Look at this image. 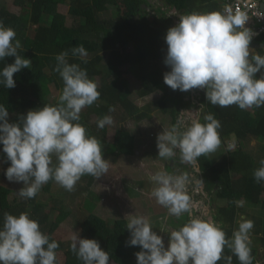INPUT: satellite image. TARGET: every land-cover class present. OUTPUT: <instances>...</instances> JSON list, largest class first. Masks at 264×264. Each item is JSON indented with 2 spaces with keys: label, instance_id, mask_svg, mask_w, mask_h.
I'll return each instance as SVG.
<instances>
[{
  "label": "clouds",
  "instance_id": "clouds-1",
  "mask_svg": "<svg viewBox=\"0 0 264 264\" xmlns=\"http://www.w3.org/2000/svg\"><path fill=\"white\" fill-rule=\"evenodd\" d=\"M223 6L222 12L173 13L179 16V22L168 28L164 37V63L170 68L164 73V83L182 92L206 90V100L221 108L234 104L242 110L264 106V55L251 49L253 34L245 27L248 18L239 11L233 13L225 3ZM15 37L11 27L0 23V60L15 58L0 71V84L9 89L15 87V73L31 68V60L18 52L22 45ZM72 55L84 58L87 52L79 45L72 49ZM67 56V52L56 56L55 71L64 83L57 105L31 109L15 123L9 122L7 108L0 105V143L11 162L5 175L10 182H23L18 194L25 199L34 198L49 180L72 191L85 174L99 179L109 169L100 142L79 123L82 109L99 99L98 85L86 70L69 63ZM256 73H261L259 78ZM186 111H180L177 123L157 135L158 157H179L190 171L192 168L199 172L198 158L215 152L221 144V124L211 113L204 116V123L196 117L185 119ZM113 123L112 116L105 115L97 126L102 129ZM233 147L229 145V150ZM259 164L253 173L257 182L264 180V159ZM149 178L157 185L151 193L157 203L169 215L179 218L187 213L189 219L178 229L160 227L169 234L166 247L146 216L126 214L130 231L126 243L141 247L135 253L137 264H218L222 258L232 264L231 255L223 256L225 247L240 264H252L249 232L253 221L241 217L238 228L227 238L221 224L196 214L201 202L188 192L192 181L187 172L160 170ZM203 183V179L195 180L193 192L198 193ZM235 203L241 206L242 201ZM49 239L28 213L16 216L6 212L0 230V264H56L59 244ZM70 247L83 264H109L108 252L95 239L81 238L77 233L72 236Z\"/></svg>",
  "mask_w": 264,
  "mask_h": 264
},
{
  "label": "trees",
  "instance_id": "trees-1",
  "mask_svg": "<svg viewBox=\"0 0 264 264\" xmlns=\"http://www.w3.org/2000/svg\"><path fill=\"white\" fill-rule=\"evenodd\" d=\"M126 1L128 19L122 22L120 18L104 16L112 6L117 5V0H70L68 15L72 17V22L69 24L67 15L58 11L59 5L65 0H13L15 6L28 9L27 14L10 12L4 1L0 0V23L15 31V39L22 45L18 52L24 58L31 60V68H23L14 74V88H5L0 84V105L7 108L10 123L18 122L19 116L26 115L31 109L44 105H57L58 101H51L48 98L49 85L53 84L57 89H63V80L55 71L56 56L67 52L69 63L78 64L81 69L86 70L88 77L93 81L96 77L100 78V86L97 89L100 97L86 107L90 114L85 117L80 116L79 123L85 127L87 134L95 136L101 145L110 146L104 158L107 162L116 163L118 158L134 156L137 152L136 137L124 123L134 121L135 124H139L138 122L143 118H151L150 110H141L131 99V88L125 73L131 68H136L135 76L143 83L140 96L161 93L155 105L168 117L170 128L177 123L182 110L199 112L198 119L202 123L205 122L204 116L211 113L221 124L218 129L221 139L219 148L224 147L228 142L238 145L233 151L227 150L225 146V154L216 163L211 162L210 157L215 153L213 152L199 157L196 164L199 169V175L196 177L203 179L204 192L209 195L210 203L214 204L218 200L226 202L224 208L216 209L212 219L221 224L226 237L231 238L236 227L237 215L241 212L236 201L258 207L264 212V180L257 182L253 175L254 170L260 167L259 161L264 159V147L255 159L243 151L245 143L250 139L264 143V106H253L250 110H242L234 104L221 108L208 102L205 96L206 90L201 89H194L192 98H195V102L192 103L189 101L191 96L183 95L182 91L173 90L164 83V73L170 71V68L159 64L167 53L164 39L167 29L179 22V16L173 15L174 9L177 14H188L193 11L222 12L224 3L222 0H155L154 5L149 0ZM89 18L93 22L87 21ZM88 39L93 40L92 42L96 41L99 48L90 52L92 54L88 55L89 57L72 56V49ZM251 44L264 46V35L253 40ZM105 47L109 49V55L102 67L104 57L100 48ZM130 47L132 50H128ZM256 52L264 55V49H256ZM14 59V57H6L0 60V71L7 64L13 63ZM260 75L261 73H256V78ZM153 106L151 104V109L155 108ZM110 108L114 111H109ZM92 113L97 115L94 123L90 122ZM105 115H110L112 118L115 116L113 121L119 125L112 142L108 141L110 125L102 129L97 126V122ZM188 117L189 115L184 113V118ZM152 138H155L154 135ZM0 156L4 158L2 164L10 166L11 162L7 161L6 154L1 153ZM52 158L53 162H57L55 156ZM176 159L180 161L179 157ZM167 170L171 172L170 166ZM191 172L194 174L192 168ZM95 179L96 177L87 174L82 176L75 185L76 194L89 192ZM54 182L49 180L41 187L42 191L50 193ZM11 193L9 187H0V230L3 229L6 212L16 216L26 212L31 219L39 223L40 230L49 236V242L55 240L59 244L55 253L59 250L64 252L65 261L60 263L56 256V264H83V261L71 251L70 241L62 242L54 239L52 234L58 225L56 223L48 225L49 216L37 204V195L28 200L10 202ZM59 202L58 199L55 200L53 209L64 213L57 205ZM188 219V214L184 213L181 222L180 220L173 222L172 228H180ZM126 225L125 219H117L109 223L98 215L89 214L81 219L80 237L97 240L101 248L108 252L109 262L137 264L135 253L141 251V247L126 243L130 239V231ZM260 232L259 242L264 246V220ZM250 247L252 264H255L257 248ZM230 255L232 264H240L238 258L225 247L223 256ZM218 264H226V261L222 258Z\"/></svg>",
  "mask_w": 264,
  "mask_h": 264
},
{
  "label": "rangeland",
  "instance_id": "rangeland-1",
  "mask_svg": "<svg viewBox=\"0 0 264 264\" xmlns=\"http://www.w3.org/2000/svg\"><path fill=\"white\" fill-rule=\"evenodd\" d=\"M3 1L6 8L12 13H29L28 9H21L20 7L15 6L13 4V0ZM69 4L70 0H65L63 4L59 5L58 11L64 15H67L68 22L71 24L72 17L68 15ZM127 6L128 3L126 0H117V5L112 6L110 10L104 14V16L120 18L122 22H125L128 19ZM87 21L93 22L91 18L87 19ZM92 41L88 39V41H84L81 44L84 46L87 52V57L92 54L90 52L99 48V45L96 43V41ZM102 49L103 48H100L104 59L101 65L104 67L109 55V49L106 47L103 50ZM128 50H132L131 47ZM164 58L159 61V64L162 67H168L164 63ZM135 69L136 68H131L125 73V78L131 88V99L135 101L141 110H150L149 113L151 115V118H143L142 121L138 122L139 124H135L134 121H126L124 123V125H126L136 137L135 139L138 143L136 154L130 157L122 156L118 158L116 163L108 162V172L102 175L99 179H95L89 192L84 191L82 193L78 192L76 194L77 190H75V188L72 191H68L58 183L54 182L50 193L42 191V188L37 193V204L40 205L43 208V212L49 216L48 225L51 223H56L58 225L57 229L52 234L54 239L58 241L71 242L73 235L78 233L80 236V222L82 217L86 215H98L109 223H113L117 219H125L127 221L125 218L126 214H135L146 216L149 219L153 230L163 237L165 246L167 247L168 245L169 234L162 232L160 227L163 225L166 230L172 229L171 224L173 223L175 216L169 215L168 210L158 204L155 197L151 195L153 189L157 185L151 181L149 177L150 174H155L160 170H165L168 172V163H165L167 161L165 159L162 160L156 157L158 156L156 144L157 135L162 132L164 128H170L168 125L169 119L162 111L158 110L155 105V102L159 99V97H161V93L156 92L149 96H140V90L143 87V83L138 79L139 77L135 76ZM94 82L100 86L99 77H96ZM49 91L50 93L48 98L51 101H59V96L62 90L57 89L52 84L49 85ZM186 94H188L187 91L183 92V95ZM189 101L194 103L195 98L191 97ZM151 104H153V107L155 108L151 109ZM169 106H171V104H169ZM250 109L251 108H248L247 110ZM198 113L199 112L194 113V111L188 110L185 112V114L189 115L187 119L190 117L199 118ZM89 114L90 113L88 112V109L85 107L82 109L80 116L85 117ZM91 115L90 122L94 123L97 120V115L93 113ZM118 126L119 125L115 123V121L112 125H110L108 141L112 142L116 128ZM152 134L155 136V138H152ZM145 142L147 144L144 145ZM153 146H156V148H153ZM225 146H227V143ZM101 147L104 156L107 148L109 149L110 146L104 147L101 145ZM224 147L217 149L210 157L212 163L219 161V159L225 154ZM263 147V142L250 139L247 143H245L243 151L255 159L259 156V153ZM1 153H4L2 143H0V154ZM53 160L54 159L52 158V162ZM3 161L4 158L0 156V187L5 186L12 190V193L9 196L10 202H13L14 200H28L20 197L18 194L19 189L23 187V182H10L6 178L5 171L9 166H4L2 164ZM53 164H56V162H53ZM173 169L168 173H175L176 168L174 170ZM195 172L196 175L192 174L189 177L192 181V183L188 185V189L189 191L191 190V194H194L193 189L195 188V180H197L196 176L197 173H199L198 171ZM199 198L200 197L198 196L197 201L201 202V204L204 203V200ZM56 199L60 201L57 205L64 211V213L53 209ZM214 204L213 207H211V209L208 211V214L205 213L207 218L214 216L216 209L220 208L218 207L219 205L222 206L221 208L226 206V202L220 200L216 201ZM239 209L241 212H239L237 215L235 221L236 227L234 230L238 228L241 217L253 221L254 227L249 232V237L251 240L250 246H255L257 248L258 253L256 264H264V246L259 242L261 238L260 230L264 220V212L260 211L258 207H251L244 202H242L241 206H239ZM165 217H167L166 220L164 219ZM178 220L181 222V217ZM56 256L60 263L65 261V254L62 250L57 251ZM109 264L115 263L109 262Z\"/></svg>",
  "mask_w": 264,
  "mask_h": 264
},
{
  "label": "built area",
  "instance_id": "built-area-1",
  "mask_svg": "<svg viewBox=\"0 0 264 264\" xmlns=\"http://www.w3.org/2000/svg\"><path fill=\"white\" fill-rule=\"evenodd\" d=\"M227 7H230L233 13L239 11L248 19L246 23L251 20L255 25L256 28L249 29L252 34L253 40L258 38L261 35H264V0H223ZM177 23V21H176ZM245 23V24H246ZM153 136V135H152ZM229 145H234V147L229 150ZM238 148V145L234 142H228L226 149L229 151H233Z\"/></svg>",
  "mask_w": 264,
  "mask_h": 264
},
{
  "label": "crops",
  "instance_id": "crops-1",
  "mask_svg": "<svg viewBox=\"0 0 264 264\" xmlns=\"http://www.w3.org/2000/svg\"><path fill=\"white\" fill-rule=\"evenodd\" d=\"M149 2L151 3L152 2V4L155 2V0H149ZM173 13H175V9L173 10ZM245 27L246 28H248V29H253V28H255L256 27V25L251 21V20H249L246 24H245ZM253 50H255V49H253ZM188 94H190V95H188V96H193V94H194V89H192V90H189V92H188ZM153 159V158H152ZM174 159H176V157L175 158H173V160H170V159H165L167 162H165L166 164L168 163V166H170V168H171V171H172V169L174 168H176L175 169V172L177 171V170H182V172H188V174H189V177L193 174V173H191L190 172V170H189V168H188V165L187 164H182L179 160H174ZM167 166V167H168ZM185 166L187 167L186 169H185ZM173 169V170H174ZM189 170V171H188ZM196 170H194V174L196 173L195 172ZM193 174V175H194ZM200 179V178H199ZM188 192H189V194L190 195H192V198L195 200V201H197V198H198V196L200 197L199 199H203L204 200V203H202L201 204V206H202V208L200 207V210L199 211H197L196 212V214L197 215H201V214H203L206 218H207V215L206 214H208V211L211 209V207H213V204H211L210 203V197H209V195L208 194H206L205 192H204V185H202V188L200 189V191L198 192V193H194V194H191L190 192H191V190L189 191L188 190ZM198 195V196H197ZM223 201V200H222ZM225 202V201H224ZM215 205V204H214ZM218 207H222L221 205H219ZM206 213V214H205ZM209 218H211L212 219V217H209ZM179 218H177V217H174V221L173 222H176L177 220H178ZM171 228H172V225H171ZM172 229H175V228H172ZM110 263H111V261H110Z\"/></svg>",
  "mask_w": 264,
  "mask_h": 264
},
{
  "label": "water",
  "instance_id": "water-1",
  "mask_svg": "<svg viewBox=\"0 0 264 264\" xmlns=\"http://www.w3.org/2000/svg\"><path fill=\"white\" fill-rule=\"evenodd\" d=\"M263 9H264V5H263ZM251 49H264V46H261V45H255V44H253V45H251Z\"/></svg>",
  "mask_w": 264,
  "mask_h": 264
}]
</instances>
